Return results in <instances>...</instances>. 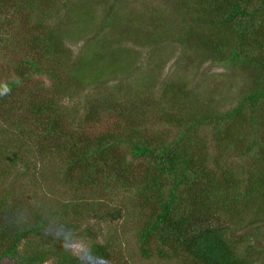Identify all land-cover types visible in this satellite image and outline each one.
Segmentation results:
<instances>
[{
    "label": "trees",
    "instance_id": "1",
    "mask_svg": "<svg viewBox=\"0 0 264 264\" xmlns=\"http://www.w3.org/2000/svg\"><path fill=\"white\" fill-rule=\"evenodd\" d=\"M179 1L182 26L177 35L182 42L192 39L227 70L255 68L251 76L258 86L225 111L201 107L183 112L171 92L168 103L165 98L150 105L145 93L127 100L98 95L108 87L106 76L120 70L114 61L118 46L97 37L92 50L88 46L76 53L69 47L64 38L77 33L75 22L84 14L77 4L73 2L71 11L66 0L69 14L67 21H60L49 12L58 4L54 14L63 12L65 0H0V58H15L9 55L2 65L8 66L0 67L7 72V77L0 75V91L9 89L0 95V261L129 264L116 228L101 227L124 219L141 220L135 244L144 259L155 256L163 264H264L256 256L264 251L262 245L235 238L237 229L264 220V147L262 153L254 139L241 146L219 130L216 143L215 135L211 138L218 156L236 146L235 156L247 157L250 166L233 168L213 159L212 166L209 147L202 143L207 142L205 136L197 132L201 124L206 132V122L232 120L249 105L257 108L264 101V42L252 39L256 34L264 37V0ZM18 21L36 33L20 37L14 31ZM37 75H44L48 85L36 77L33 90L16 100L19 86ZM171 89L185 91L184 86ZM77 91L81 104L72 97ZM103 111L121 124L85 135L84 124L102 120ZM250 112L247 117L254 119ZM148 117L167 129L147 131L141 124ZM24 143L38 155L35 159L29 160L30 150L21 148ZM6 173L12 175L3 188ZM137 183L135 189L117 190L128 193L127 198L110 202L117 197L111 196L116 184ZM75 238L84 246L80 254L68 244Z\"/></svg>",
    "mask_w": 264,
    "mask_h": 264
},
{
    "label": "rangeland",
    "instance_id": "2",
    "mask_svg": "<svg viewBox=\"0 0 264 264\" xmlns=\"http://www.w3.org/2000/svg\"><path fill=\"white\" fill-rule=\"evenodd\" d=\"M73 2L77 4L79 11L84 12V14L79 16L75 22L79 25L75 28L77 33L66 37V39L64 38L69 47L74 49L76 53L86 50L88 46L92 50L94 46L92 43L97 37L103 42L110 41L113 46H118V54L114 56V61H118L120 64V70L116 71L119 73L114 72L106 76L105 80L108 87L102 89L103 91H99L98 95L109 96L107 97L109 99H112L110 97L114 95V98L119 100H127L131 98L140 99L138 94L145 93L144 97L150 105L156 99L163 100L166 98L164 102L167 101L168 103L171 101L167 100L171 92L175 95V97H172L174 105L182 108L183 112H193L195 108L201 107L225 111L236 105L241 98L240 96L248 94L258 86L251 76L255 73L254 67H251V69L235 68V70H227L222 63H215L210 52L206 49L202 50L203 47L199 45H195L192 39L189 42H182L180 35H177L182 26L180 21L182 16L177 11V7L181 3L179 0H67V5L73 6ZM67 5L65 0L63 12L58 15L54 13L58 10L59 4L58 8L51 10L49 13L54 16L53 19L67 21V15L69 14V12H66ZM73 9L74 6L71 11ZM47 23L53 25V22ZM68 24L70 25V23ZM62 26H65V24ZM71 26L72 24L69 27ZM14 31L22 38L31 37L32 34L36 33V30H29L19 21ZM252 39L256 42L261 40L264 42V37L259 34L252 36ZM85 43L89 45H85ZM122 52L124 54L126 52V54L124 55ZM9 55H5V58H9ZM11 57L15 59L13 55ZM6 59L0 58V67L5 68V66H8V64L2 66L6 63ZM114 61L113 63H115ZM0 75L7 77V72H2L0 68ZM36 77L48 85V79L44 75L33 76L19 86L15 95L16 100H19L24 92L27 93V91L33 90ZM262 83L264 86V82ZM171 85L184 86L185 91H173ZM115 86L120 87L116 88ZM78 92L72 97L76 96L77 98ZM65 99L62 100V104H65ZM82 100L83 98H77L74 99V102L81 104ZM142 107L144 106L142 105ZM252 110L253 112H250ZM242 112L243 115L239 113L232 120H225L222 123L206 122L207 133L203 130V124L198 126V136L204 134L207 141L204 143L203 139L202 143L209 147V162L212 166H214L212 159L219 160L221 163H228L233 168L236 165H242L244 168L250 163V159L247 157L238 158L235 156L237 155L236 146L235 149L228 146L226 152L222 156H218L217 151L219 149L214 146L211 138H214L215 135L216 143V132L219 130L226 131L231 137L237 138V142L241 146L252 139L259 141L256 147L263 153L264 101L257 108L249 105ZM249 112L252 113L254 119L247 117ZM103 114L102 120L100 117L99 120L84 124L85 135L90 136L113 129L114 123L121 124L114 114L105 111H103ZM142 125H145L149 132H164L167 129L162 123L149 117L144 123L142 122ZM172 131H174V128H172ZM211 146L213 149H210ZM21 148L30 150V161L38 156L28 144L24 143ZM116 150L119 153L122 152L120 146ZM10 175L12 174L6 173V177L1 179V186L4 185L3 188L8 185ZM107 184L109 187L112 183ZM137 185L138 183L132 186L116 184L111 196L117 197L110 202H117L128 197V193L125 191H117L119 188L129 189L132 187L135 189ZM28 191L32 196H37L34 192ZM12 192L14 195L18 194V191ZM2 193L0 191V194ZM39 193L41 192L39 191ZM57 195L65 198L61 190H58ZM140 223L141 220L133 222L118 219L114 222L102 223L101 227L116 228L121 239V254L129 264H163L159 263L155 256L149 259L139 256L138 247L135 244V232ZM54 232L57 236L58 234L62 235V232L58 230ZM235 238H243V244L248 239L253 241L254 245L264 247V220L247 225L243 229H237ZM68 244L75 254H80L84 250V246L78 241V238H75L73 243ZM256 256L262 262L264 261V251L256 252ZM1 262L2 260L0 264L14 263L11 258Z\"/></svg>",
    "mask_w": 264,
    "mask_h": 264
},
{
    "label": "clouds",
    "instance_id": "3",
    "mask_svg": "<svg viewBox=\"0 0 264 264\" xmlns=\"http://www.w3.org/2000/svg\"><path fill=\"white\" fill-rule=\"evenodd\" d=\"M9 92V89L5 87L3 91H0V95H6Z\"/></svg>",
    "mask_w": 264,
    "mask_h": 264
}]
</instances>
